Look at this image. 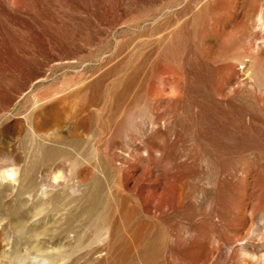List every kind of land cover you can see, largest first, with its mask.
<instances>
[{
  "label": "rangeland",
  "instance_id": "1",
  "mask_svg": "<svg viewBox=\"0 0 264 264\" xmlns=\"http://www.w3.org/2000/svg\"><path fill=\"white\" fill-rule=\"evenodd\" d=\"M0 264H264V0H0Z\"/></svg>",
  "mask_w": 264,
  "mask_h": 264
},
{
  "label": "clouds",
  "instance_id": "2",
  "mask_svg": "<svg viewBox=\"0 0 264 264\" xmlns=\"http://www.w3.org/2000/svg\"><path fill=\"white\" fill-rule=\"evenodd\" d=\"M4 177L8 180H13L14 179V173L12 172H6L4 173Z\"/></svg>",
  "mask_w": 264,
  "mask_h": 264
}]
</instances>
